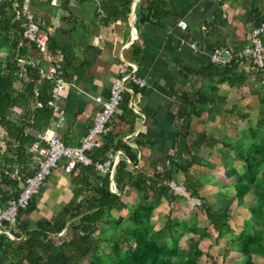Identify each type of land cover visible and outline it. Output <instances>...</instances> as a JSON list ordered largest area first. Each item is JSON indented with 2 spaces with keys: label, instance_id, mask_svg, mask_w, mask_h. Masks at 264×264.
I'll return each mask as SVG.
<instances>
[{
  "label": "crops",
  "instance_id": "obj_1",
  "mask_svg": "<svg viewBox=\"0 0 264 264\" xmlns=\"http://www.w3.org/2000/svg\"><path fill=\"white\" fill-rule=\"evenodd\" d=\"M88 1L92 3L93 11L84 10L87 7L81 5L83 2L74 4L78 19L73 22L74 27L63 34H60L58 8L56 41L60 43V37L64 36L71 38L73 44L69 48L77 55L73 54V62H63L67 78V84L61 93L64 124L59 133L63 142L75 146L84 138L95 113L100 109V103L95 97L108 96L109 88L118 76L117 64L122 56L136 65L137 74L146 79L147 85L143 88L132 87L135 109L131 110L128 118L120 116V119H115L117 123L108 125L106 132L107 137H115L114 143L120 138L136 149L138 161L132 167L143 171H148L151 166L159 167L162 164L159 159L173 154L178 148L180 136L187 131L190 154L199 152L200 155L201 149H205L206 157L202 159L203 162L216 168L214 155L216 151L219 152L222 156L218 163L224 170L210 171L215 177L225 170L230 176L238 173L239 179L245 170L240 164L243 162H237V167L233 160L230 162V157L234 160L237 157L222 142L238 137L245 121L264 118V111L254 112L255 108L264 104L261 103L264 102V78H261L264 77V72L244 66H237L226 73L219 72L209 63V53L217 44L233 48L243 46L252 28L264 19V0H161L162 7L168 11L169 16L155 25L141 23L137 15L138 7H145L147 0H131L126 20L113 23L103 19L104 13L100 11L102 0ZM38 10L41 17L44 19L45 16L50 23L51 12ZM179 22L184 24L183 28ZM64 40L66 39L63 38ZM262 40L264 43V35ZM191 43H194L193 47ZM56 51L60 53L59 50ZM29 53L38 52L31 49ZM40 63L43 64V61ZM80 63L84 64L82 68L78 66ZM74 66H77L82 77L75 73ZM197 92H203L207 99L194 107L189 103L190 99H202L196 95ZM120 111L121 106L115 115H120ZM186 112L191 113L188 130L182 127ZM101 140L102 136L99 146L102 144ZM104 155L114 157L115 166L126 157L122 148L114 152L106 150ZM232 168L236 171L232 172ZM180 172L176 171L174 175L178 176ZM66 179V173L54 170L36 194L35 210L29 214H21L19 222H26L32 228L38 219H48L58 212L71 198L66 188ZM236 181L231 184L219 182L221 184L218 191L221 187L226 189L229 196L227 201H237L240 204L225 215L223 211L216 209V212L223 215L228 228L215 231L198 208H184L179 213L170 207L172 200L156 195V199L149 197L154 207V230L161 232L163 236L172 233L177 244L185 249H199L201 255L196 264H244L241 244L231 240L220 242L225 230L228 235L230 230L239 231L238 225L250 215L245 200L235 196ZM200 183L204 186L201 188L203 193L202 190L198 191L199 195L213 204V198L207 194L205 180L201 179ZM71 185L76 187L72 183ZM56 193L58 196H53ZM151 193L153 192H149ZM132 196L137 197L138 192L125 186L120 197L122 206L112 210L114 215H130L131 210L127 206L131 203ZM157 199L161 201L156 202ZM191 222H196L198 228H206L207 232H216L217 246H210L215 243L211 236L187 232ZM167 235L164 242L169 245L172 239ZM216 249L220 255L211 258ZM251 257L253 263L264 264V256L252 254Z\"/></svg>",
  "mask_w": 264,
  "mask_h": 264
},
{
  "label": "trees",
  "instance_id": "obj_2",
  "mask_svg": "<svg viewBox=\"0 0 264 264\" xmlns=\"http://www.w3.org/2000/svg\"><path fill=\"white\" fill-rule=\"evenodd\" d=\"M84 1L64 0L62 10L67 11L70 5ZM20 2L21 0L0 1V47L6 46L13 50L15 62L17 58L26 57L31 49L37 52L32 44L23 40L22 33L26 28V22L21 17H16L14 6L16 3L19 7ZM35 2L36 0L31 2L34 13V9L37 7ZM130 3L131 0H102L100 11L104 13L105 22L113 23L126 20L130 12ZM162 6L161 0H147L145 7L140 6L137 9L140 22L155 25L161 19L167 18L169 13ZM36 9L39 11V7ZM44 15L47 14L44 13ZM44 19L46 20L45 16ZM61 20L65 21L66 17L62 16ZM43 27L45 28L44 25ZM70 30L60 28V34ZM83 65V63L78 64L79 68H82ZM211 66L224 73L236 67L235 64L224 67L212 64ZM74 71L78 76L80 75L77 66H74ZM23 74L25 78L29 79L26 86H29L36 104V109L33 111L34 116L42 115L44 118H49L53 115L48 106L52 83L45 79L41 80L36 66L31 64L25 66ZM35 85L36 96L34 95ZM15 93L13 77L8 73H3L0 66V123H4L9 136L14 141L17 148V159L20 158L23 161L25 147L31 145L37 138L32 133L24 132L13 121L8 120L11 109L18 104L19 98L15 96ZM196 95L201 96L202 99H190L189 103L194 107L197 103L207 99L203 92H197ZM37 103H40V106H37ZM120 106L128 114L132 113V109L128 107L127 94L123 96ZM185 116L182 127L188 130L191 113L186 112ZM246 131L245 135L248 136L246 139L244 138L245 140L238 138L239 140L234 144L226 141L222 144L231 149L246 166L240 178L234 183V190L236 198L245 200L248 204L250 215L248 219L244 220L242 229L233 236V241L242 246L243 263L255 264L250 262L252 254L264 256V242H262L264 185H260L257 179L261 171L264 170V128H249ZM106 133L102 135L100 148L89 152L88 155L95 162L108 157L104 155L106 150L111 149L114 152V150L122 148L126 157L115 166L113 175L115 192L110 190L109 172L101 174L95 170L93 164H77L74 167L75 172L70 175V182L90 192L91 196L69 200L50 218L38 219L35 226L29 228L26 222L19 221L21 214H29L35 210L36 196H34L29 206L21 209L18 213V225L22 227L21 234L17 236L12 232L13 225H5V229L14 238H10L4 232L0 233V264H82L85 260H87L86 264H196L198 256L201 255L199 249L181 247L177 244L172 233H168L172 239V243L169 245L164 242L167 234L162 235L163 240L157 238L156 233H162L154 230V207L148 200V195L149 192L158 191V184L162 183V179L148 176L145 171L136 168L129 170L127 164L135 165L138 161L136 149L120 139L114 143L113 137L111 135L107 137L108 133ZM185 155H190L187 131L180 136L177 150L164 157L167 164L165 171L168 176H172L176 171H185L194 163L190 159L184 160ZM231 170L235 171L233 168ZM26 176L10 178L8 175L2 174V178H0V198H2L0 206L18 196L21 183ZM1 186L5 188H1ZM125 186L134 188L138 193L142 192L143 200L134 204V208L127 217L111 215L112 210L122 206L120 197ZM161 186L162 189L166 188L163 184ZM197 192L193 190L191 194L197 195ZM201 199L203 201L202 212L213 229L221 231L223 227L228 228V224L223 220V215L216 212L214 205L208 204L205 198ZM168 200H171V197ZM105 215H107V220L104 219ZM233 231L230 230L232 235H234ZM187 232L210 236L206 228H198L195 224L189 226ZM101 244L108 245L110 250L96 254L95 249ZM120 244H122V248H120Z\"/></svg>",
  "mask_w": 264,
  "mask_h": 264
},
{
  "label": "rangeland",
  "instance_id": "obj_3",
  "mask_svg": "<svg viewBox=\"0 0 264 264\" xmlns=\"http://www.w3.org/2000/svg\"><path fill=\"white\" fill-rule=\"evenodd\" d=\"M63 1L64 0H60V2H58V0L56 2H53L52 0H36L35 4L37 5V7H39L40 10H42V9L43 10H49L51 12L50 23H48L47 19L45 20L41 17V15L39 14V11H37L36 8L34 10H35V15L38 16V18L41 17L40 18L41 25L45 26L44 29L47 31L48 36L50 37L51 42H50L49 51H54L57 54V56L60 57V61H62V62L65 61V63L67 64L68 62H73V59H72L73 54L75 56H77V55L75 54V52L71 48H69V46H72L71 44H73L72 41L70 40L71 38L64 36V37H60V43H58L56 41L55 34L57 33L56 32V30H57L56 26H57V20H58V16H59L58 8H60V28H62L63 30H68L69 28H73L75 25L73 22L76 19H78V15L76 13L77 10L74 9L73 5L69 6L67 11L62 10ZM58 4H60V5H58ZM81 5L83 7H87V8H84V10L87 9V10H89L88 12H91L92 8H94L92 6V3H90L88 0H85L83 2V4H81ZM62 16L66 17L65 21L61 20ZM63 33H65V31ZM63 38L66 40L63 41ZM58 45H60V48L58 47ZM56 50H59L60 53L57 52ZM78 54H79V52H78ZM44 57H45V55H43L41 53H34V54L28 53V55L26 57L21 58V59H23V61H20V60H18L20 58H17V61L15 62L16 59H15V53L13 52V50L8 49L6 46L0 47L1 70L3 73H8V74H10V76L13 77L14 89L16 90L15 96H17V98H19L18 104L14 108L11 109L8 120L13 121L16 125L21 127L24 130V132L32 133L33 135H36L42 129L46 130L49 127L52 128L54 118H53V115L50 116L49 118H44L42 115L34 116L33 111H34V109H36L35 108L36 104L34 101V97L32 96V94L30 92L29 86H26V83L29 82V79L27 77L25 78V76L19 77V71H20L22 66H26L28 64H31L34 61L35 62L39 61V60L42 61L44 59ZM9 65H11V66H9ZM15 67H18V68L15 70L14 69ZM261 78H264V77L262 76ZM262 92L264 93V91H262ZM261 103H264V102L262 101ZM257 110L264 111V104H262V106H258V108H255L254 112H256ZM119 114L120 115L114 114V116L111 118L108 125H111L113 123H117V121H115V119H120V116L122 118H125V119L128 118V116H129L128 112L125 111L123 109V107H121V111L119 112ZM117 116H119V117L116 118ZM244 123H245V125H244V127H242V130L240 131V134L238 135V137L228 138V139L225 138L226 142H230V143L234 144L239 139L245 140L246 137L248 136V135L247 136L245 135L247 132L246 130H248L249 128H254V129L259 128V127L264 128V118L260 119V120H256V121H254V120L249 121V122L245 121ZM114 138L115 137H113V139ZM221 140L224 141V139H221ZM37 142H39V140H36L33 143H31V145H27L25 147V149H24L25 151L23 154V161L20 160V158L17 159L18 158V157H16L17 148L14 145V141L9 136V133H8L7 128L4 125V123H0V178H2L1 177L2 174H6L10 178H18V177L22 178L23 176H26L27 174L33 172L35 170L37 157L31 148H32L33 144H35ZM204 142H205V140H204ZM201 151L202 152H200V155H199V152L196 151L197 153L190 154L191 156L185 155L183 157L184 160H189V159L191 160L192 159L194 161V164H192L185 171H181L180 174H178V176L174 175V174L172 176H168L167 172L165 171L166 170L165 167L167 164L161 158L159 159V162L162 164H164V162H165L164 165L161 164L159 167H157V165L154 167L151 166V169L148 168V171L145 170L146 174L148 176H152L153 178H156V179H160V178L162 179V183L160 182L158 184V189H157L158 191H156L157 194L155 192H153V193L149 194L148 196L149 197L153 196L152 198L156 199V195H159L160 198L166 199V200H168V198L171 197L172 204L170 205V207L172 209H174L175 211H179V213H181V211H183L184 208L190 209V207L198 208L199 211L202 212L203 211V201L201 198H204V197H201V195H199L198 192H197V195L191 194V191H193V190L194 191H201L202 190L201 188L204 186L203 183L202 184L200 183V180L202 179V181L205 180V182H206L205 187L208 190L207 194H210L209 196L211 198H213V205L215 207V210L218 209L220 211H223L222 213H224V215H225L226 212H230V210H233V208H235L237 205H240L239 203H237V201L236 202H230V203L227 201L229 196L227 194L226 189H224V187H221V189L218 191L221 183L229 182L231 184L232 182L236 181L238 179V173L235 174L234 176H230V175H227L225 173V172H227L225 170L222 174L216 173L217 177H215V174H213L212 171H210V170L216 169V172H217V170H224L221 168V164L218 163L220 161L222 155L216 151V155H214V158L216 159V168H213L214 166L207 165L205 162H203L202 159H204L206 157V150L201 149ZM226 152L228 154H231L228 151H226ZM232 160L234 161V164L236 167L238 165L237 162H241V160L238 158H235V160H234L233 157L232 158L230 157V162H232ZM240 164L242 166H244L243 168L245 169V164L244 165H243V163H240ZM57 165L58 166L56 169L58 170V173H60V171H61V172L67 174L66 188H67V190H69V192L71 194L70 200H77L80 198H88L91 196V193L85 191L82 187H79V186L73 187L71 185L70 175H71V173L75 172L76 169H74L71 172H65V170H64L65 159H63V158H61L59 160ZM209 167H211V169H208ZM60 168L62 170H60ZM127 168L129 170H134V168L132 167V165L130 163L127 164ZM257 179H258V182L260 183V185H264V170L261 171V173L259 174ZM219 182H221V183H219ZM162 184L166 187L165 188L166 190L162 189V186H161ZM1 188H5V187L1 186ZM58 188L60 189V186H58ZM176 188H178V189L176 190ZM214 191H216V192H214ZM201 193H203V190L201 191ZM53 196L57 197L58 193L54 194ZM142 196H143L142 192H139L137 197L132 196L131 197V203H129L127 208L132 210L134 208V204L136 202H138L139 199L141 201L143 200ZM187 196H189L190 198L197 199V201H196L197 203L195 205H191L190 200L187 198ZM1 199L2 198H0V203L2 202ZM149 201H150V198H149ZM159 201H161V200L160 199L156 200V202H159ZM205 201H207L206 198H205ZM144 203H146V202H144ZM207 203L212 204L209 201H207ZM241 204L243 205L245 203H241ZM110 213H111V215H114L113 211H111ZM104 219L107 220V215L104 216ZM192 224L196 225V222H191L189 224V226H191ZM242 226H243V222H241V224L238 225L237 230L238 229L241 230ZM11 228L13 229L12 232L15 233L17 236H19L22 232V227H20L18 225V219H16L15 224ZM226 231L227 230H225L223 232L224 235H223V237H221L220 242H222V243L226 242L228 240L233 241V236H235L239 232V231H233L232 233L234 235H232L231 233H230V235H228V232H226ZM209 234L212 238L211 240L215 242V243H212L213 245H210V246H217L216 245V241H217L216 238L218 237V235H216V232L215 233L209 232ZM156 235H157V238H160L163 240L162 234L156 233ZM205 241L208 242L207 240H205ZM262 242H264V233H262ZM103 245L104 244H101L99 247H97L95 249L96 254H100L103 251H109L110 250L108 245H104V246ZM119 246H120V248L123 247L122 244H120ZM217 250L218 249H216V253H214L215 255L212 254L211 258L212 257H218V255H220V253H217ZM253 261L254 260L251 257L250 262H253ZM86 263H87V260L82 262V264H86Z\"/></svg>",
  "mask_w": 264,
  "mask_h": 264
},
{
  "label": "built area",
  "instance_id": "obj_4",
  "mask_svg": "<svg viewBox=\"0 0 264 264\" xmlns=\"http://www.w3.org/2000/svg\"><path fill=\"white\" fill-rule=\"evenodd\" d=\"M32 0H21L20 5L15 3L16 17H21L26 22V28L22 33L23 40L32 44L34 49L45 55L42 63L32 62L36 66L41 80H48L52 83L50 100L48 106L53 114V127L39 131L35 137L39 142L33 144L32 151L37 157L36 168L33 173L26 176L21 183V190L17 197L11 198L4 205L0 206V233H6L10 238L12 234L5 229V225H14L21 209L29 206L31 199L47 179L57 168L61 158L65 159L64 170L70 172L77 164L94 165L95 170L101 174L110 173L115 165L114 157L111 155L103 160L93 162L89 152L99 147V140L107 131L108 124L117 112L125 94L128 95V107L135 109L134 89L143 88L147 85L144 77L137 74L135 64L126 61L120 56L117 64L118 76L112 82L107 97L98 95L95 100L100 103V109L95 113L92 125L84 138L75 146L65 144L60 137L59 130L64 124V113L61 105V93L64 85L67 84L66 71L60 57L54 51H49L50 40L47 31L41 25L40 18L32 11ZM184 27V24L179 22ZM264 19L252 28L247 42L238 48L224 44L214 45L209 53V63L218 66H244L264 72ZM194 46V43H191ZM23 61V59H18ZM25 66L19 71V77H23ZM131 88V89H130ZM34 95H37L36 85ZM40 106V103H37ZM179 188V187H178ZM176 188V190L178 189ZM110 190L115 192L114 182L111 180ZM191 205H195L197 199L190 198Z\"/></svg>",
  "mask_w": 264,
  "mask_h": 264
},
{
  "label": "water",
  "instance_id": "obj_5",
  "mask_svg": "<svg viewBox=\"0 0 264 264\" xmlns=\"http://www.w3.org/2000/svg\"><path fill=\"white\" fill-rule=\"evenodd\" d=\"M114 169H115V165H114V167H113V169H112V172H111V174H110V178H111V179L113 178V175H114Z\"/></svg>",
  "mask_w": 264,
  "mask_h": 264
}]
</instances>
